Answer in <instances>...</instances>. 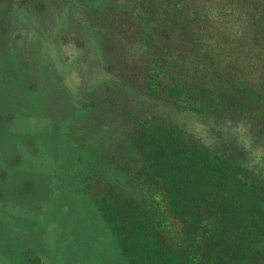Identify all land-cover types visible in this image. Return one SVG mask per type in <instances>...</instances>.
<instances>
[{"label": "trees", "instance_id": "1", "mask_svg": "<svg viewBox=\"0 0 264 264\" xmlns=\"http://www.w3.org/2000/svg\"><path fill=\"white\" fill-rule=\"evenodd\" d=\"M62 8L68 30L59 44L91 54L87 70L104 77L73 98L33 43L35 59L17 53L12 67L30 101L25 111L35 112L14 120L41 113L50 121L41 131L59 127L72 138L82 122L96 129L94 116L108 109L119 124L120 153L105 163L123 181L100 190L99 164L92 168L74 152L83 176L58 184L56 193L94 194L97 210L122 228L133 264H264V0H0V35L13 33L16 16L34 15L41 25L45 16L59 20ZM28 70L38 74L29 85ZM43 78L56 89L41 100ZM150 104L201 118L210 142L146 114ZM240 126L249 144L238 141ZM61 147L69 161L71 149ZM75 147L102 158L99 149Z\"/></svg>", "mask_w": 264, "mask_h": 264}, {"label": "rangeland", "instance_id": "2", "mask_svg": "<svg viewBox=\"0 0 264 264\" xmlns=\"http://www.w3.org/2000/svg\"><path fill=\"white\" fill-rule=\"evenodd\" d=\"M62 12L56 22L52 16H45L41 25L34 15L16 16L13 33L7 37L0 35V126L5 129L0 128V264H133L122 245L119 233L122 228L117 226L115 229L105 219L104 212L97 210L94 194L86 192L82 199L72 191L56 193L58 184L62 186L69 179L83 176L77 166L81 161H74V152L77 157L81 155L87 160L92 168L99 164V172L104 173L100 190L106 183L119 181L122 184L123 175L117 171L116 165L105 163L115 152L120 153V149H116L120 132L119 124L114 123L116 115L109 114L106 109L102 115L94 116L99 118L96 129L91 132L82 122L74 133L76 137L72 138L69 131L61 132L59 127H53L56 133L53 129L41 131L50 124L41 113L31 119L18 118L29 108L30 101L22 90L24 85L18 71L12 66L16 65L17 53L26 58V51L30 53L29 59H35L31 53L33 43L40 44L39 58L51 61L73 98L88 92L93 83L104 77L102 72L89 73L87 70V64L93 62L91 54L84 56L73 45L59 44L60 36L68 30L63 27L66 10L62 8ZM12 43L17 47L11 46ZM26 45L30 46L25 50ZM83 57L87 59L82 63ZM22 74L29 78L27 85L38 75L29 70ZM95 86L98 84L92 88ZM54 89L56 84L43 78L38 89L40 99L53 94ZM148 106L150 111L145 110L146 114L151 115L153 111L155 115L175 120L185 132L204 143L210 142L205 128L208 123L203 124L201 118L179 115L177 109L163 104ZM34 112L25 111L24 114ZM16 115L18 119L14 120ZM67 116L63 119L67 120ZM237 132L238 141L249 144L251 138L242 126ZM76 142L79 146L85 145V149H99L102 158L89 159L87 153L76 149ZM61 146L71 149L69 161L64 160L67 153H62ZM260 154L257 150L253 164L255 161L259 163ZM90 166H81V169L88 171ZM131 180L129 177L126 183ZM27 181L33 185L30 191L25 186ZM131 190L134 192L129 185L125 188L129 194Z\"/></svg>", "mask_w": 264, "mask_h": 264}]
</instances>
